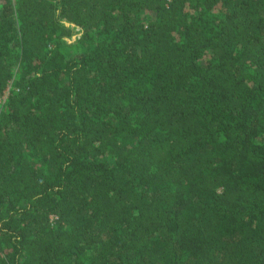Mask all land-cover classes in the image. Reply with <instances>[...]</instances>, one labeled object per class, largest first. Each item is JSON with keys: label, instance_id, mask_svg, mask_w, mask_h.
<instances>
[{"label": "trees", "instance_id": "obj_1", "mask_svg": "<svg viewBox=\"0 0 264 264\" xmlns=\"http://www.w3.org/2000/svg\"><path fill=\"white\" fill-rule=\"evenodd\" d=\"M0 264H264V0H0Z\"/></svg>", "mask_w": 264, "mask_h": 264}]
</instances>
